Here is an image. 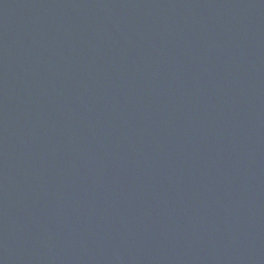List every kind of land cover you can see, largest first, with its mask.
Listing matches in <instances>:
<instances>
[{"label":"water","instance_id":"1","mask_svg":"<svg viewBox=\"0 0 264 264\" xmlns=\"http://www.w3.org/2000/svg\"><path fill=\"white\" fill-rule=\"evenodd\" d=\"M0 264H264V0H0Z\"/></svg>","mask_w":264,"mask_h":264}]
</instances>
